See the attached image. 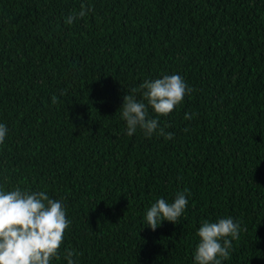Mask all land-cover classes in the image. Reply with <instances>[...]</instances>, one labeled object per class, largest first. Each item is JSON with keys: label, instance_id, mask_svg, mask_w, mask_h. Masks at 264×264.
Segmentation results:
<instances>
[{"label": "trees", "instance_id": "1", "mask_svg": "<svg viewBox=\"0 0 264 264\" xmlns=\"http://www.w3.org/2000/svg\"><path fill=\"white\" fill-rule=\"evenodd\" d=\"M173 74L193 91L147 109L172 139L128 136L123 96ZM0 124V190L44 191L70 221L50 264H195L199 227L228 217L221 264H264V0H0ZM185 190L176 224L147 227Z\"/></svg>", "mask_w": 264, "mask_h": 264}, {"label": "clouds", "instance_id": "2", "mask_svg": "<svg viewBox=\"0 0 264 264\" xmlns=\"http://www.w3.org/2000/svg\"><path fill=\"white\" fill-rule=\"evenodd\" d=\"M89 11L91 8L81 5L80 11L70 14L65 22L72 24ZM192 91L178 74L144 80L139 88L131 90L132 93L140 92L141 100L131 94L123 96L120 115L126 122V134L132 136L139 128L146 137L155 133L166 140L172 139L173 134L166 132L158 119L148 117L147 109L151 107L156 114L166 116ZM51 102L55 104L57 97L53 96ZM191 118V114H185V119ZM7 132V127L0 124V144ZM186 192H177L171 203L163 198L153 203L144 217L147 227L155 231L162 221L176 224L188 203ZM69 224L62 202L50 199L44 191L0 190V264H50L53 258L59 259L58 253ZM241 230L239 223L231 217L217 222L204 221L197 232L199 242L194 251L195 264H221V259H228L232 241L240 238ZM73 255V250H65L67 264H74Z\"/></svg>", "mask_w": 264, "mask_h": 264}]
</instances>
